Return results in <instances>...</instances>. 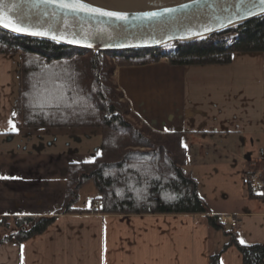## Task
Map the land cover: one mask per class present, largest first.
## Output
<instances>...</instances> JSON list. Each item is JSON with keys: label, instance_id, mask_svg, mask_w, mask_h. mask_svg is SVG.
<instances>
[{"label": "crops", "instance_id": "obj_1", "mask_svg": "<svg viewBox=\"0 0 264 264\" xmlns=\"http://www.w3.org/2000/svg\"><path fill=\"white\" fill-rule=\"evenodd\" d=\"M19 64V53L0 54V219L52 215L68 165L100 152L96 127L17 125ZM113 80L151 129L181 133L185 172L209 214L237 217L239 241L264 244V191L257 198L242 184L249 171L264 177V53L235 52L224 65L162 59L119 67ZM230 231L204 215L65 214L25 241L1 243L0 264H209L216 253L221 264H242L235 246L223 249Z\"/></svg>", "mask_w": 264, "mask_h": 264}, {"label": "trees", "instance_id": "obj_2", "mask_svg": "<svg viewBox=\"0 0 264 264\" xmlns=\"http://www.w3.org/2000/svg\"><path fill=\"white\" fill-rule=\"evenodd\" d=\"M187 1V0H186ZM235 52L264 53V14L224 30L158 48L103 53L60 42L9 33L0 28V54L19 53V127H96L100 152L70 163L65 200L50 216L1 217L0 244L42 233L59 215H204L208 226L223 229L209 214L194 177L185 172L180 132L151 129L136 116L113 80L118 67L166 59L172 66L224 65ZM91 182L96 197L79 205L80 189ZM262 198V193L251 195ZM223 249L235 246L242 264H264V244H241L237 230L225 232ZM209 264H221L211 254Z\"/></svg>", "mask_w": 264, "mask_h": 264}, {"label": "water", "instance_id": "obj_3", "mask_svg": "<svg viewBox=\"0 0 264 264\" xmlns=\"http://www.w3.org/2000/svg\"><path fill=\"white\" fill-rule=\"evenodd\" d=\"M124 16H103L60 10L39 0H3V30L20 36L60 42L77 49L112 53L158 48L185 42L224 30L236 23L264 14L260 0H187L169 9L153 12H120ZM67 13V14H65ZM156 13V15H147ZM26 31H13L12 27ZM43 32L46 35H33Z\"/></svg>", "mask_w": 264, "mask_h": 264}, {"label": "rangeland", "instance_id": "obj_4", "mask_svg": "<svg viewBox=\"0 0 264 264\" xmlns=\"http://www.w3.org/2000/svg\"><path fill=\"white\" fill-rule=\"evenodd\" d=\"M99 7L122 12H153L169 9L186 0H85ZM161 61V60H160ZM119 68V67H118ZM79 205H89L96 197L93 184L88 182L79 191Z\"/></svg>", "mask_w": 264, "mask_h": 264}, {"label": "snow or ice", "instance_id": "obj_5", "mask_svg": "<svg viewBox=\"0 0 264 264\" xmlns=\"http://www.w3.org/2000/svg\"><path fill=\"white\" fill-rule=\"evenodd\" d=\"M40 3H43L45 5H58L60 10H70L73 15H77L79 13H99L103 16H116L119 19H124L125 17L120 15L119 13L115 12H104L101 9L93 8L89 4L85 2V0H40ZM260 4L264 5V0H260ZM264 10V9H262ZM67 14V13H65ZM147 15L154 16L156 13H150ZM0 24H2L4 27H9V24L4 23V11H3V0H0ZM13 31L22 32L26 31V29L22 27H12ZM33 35H46V33L43 32H33ZM15 130V129H13ZM241 244L246 243L244 240L240 241Z\"/></svg>", "mask_w": 264, "mask_h": 264}, {"label": "built area", "instance_id": "obj_6", "mask_svg": "<svg viewBox=\"0 0 264 264\" xmlns=\"http://www.w3.org/2000/svg\"><path fill=\"white\" fill-rule=\"evenodd\" d=\"M242 184L256 193L264 191V177L261 172H247L242 176ZM219 223L228 227L230 230H235L239 226V220L232 215L221 216L218 219Z\"/></svg>", "mask_w": 264, "mask_h": 264}, {"label": "bare ground", "instance_id": "obj_7", "mask_svg": "<svg viewBox=\"0 0 264 264\" xmlns=\"http://www.w3.org/2000/svg\"><path fill=\"white\" fill-rule=\"evenodd\" d=\"M40 1V0H39ZM53 6H57V7H59L58 5H55V4H52Z\"/></svg>", "mask_w": 264, "mask_h": 264}]
</instances>
